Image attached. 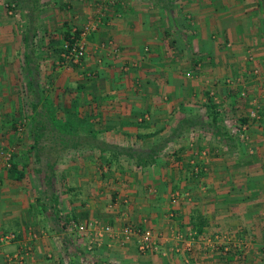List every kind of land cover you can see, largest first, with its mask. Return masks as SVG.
<instances>
[{"label":"crops","instance_id":"1","mask_svg":"<svg viewBox=\"0 0 264 264\" xmlns=\"http://www.w3.org/2000/svg\"><path fill=\"white\" fill-rule=\"evenodd\" d=\"M173 1L89 8L97 26L86 54L70 76L64 69L53 81L65 93L54 102L66 109L75 103L109 143L149 149L175 137L143 172L111 170L91 149L69 151L57 164V210L48 207L29 149L31 127L23 129L30 142L17 138L23 130L10 114L20 112L18 101L0 93V235H15L0 244V264H264V114L249 117L264 112V0ZM5 67L0 89L16 87ZM209 99L234 147L199 126L175 131L183 116L202 114ZM196 216L206 222L200 233L188 224ZM65 218L67 231L58 222ZM91 219L99 224L86 232L71 226ZM126 224L149 229L155 250L122 241Z\"/></svg>","mask_w":264,"mask_h":264},{"label":"trees","instance_id":"2","mask_svg":"<svg viewBox=\"0 0 264 264\" xmlns=\"http://www.w3.org/2000/svg\"><path fill=\"white\" fill-rule=\"evenodd\" d=\"M21 11L25 20V29L21 43L22 69L24 75L21 86V96L24 98L27 112L25 116L30 120L32 144L29 149L34 154L36 163V172L43 177V192L41 198L48 207L57 210L56 202L59 192H56L57 184V164L63 160L65 156L70 154L69 151L80 149H91L96 158L97 163L107 164L109 169H121L136 172H143L149 166L156 162L160 152L164 150L169 142L175 137H165L157 142L149 149H135L131 146H120L116 143H109L98 136L97 131H92L89 120L76 114L61 112L60 107L54 102L51 92L45 93L40 81L39 72L41 70L42 61L37 57V30L39 26L38 9H42V1L44 0H10ZM152 3H164L169 5L173 0H149ZM33 3H36L34 6ZM37 7V8H36ZM36 10L34 11V9ZM80 29L64 35L63 43L68 42L70 46L79 38ZM71 106L70 112L73 111ZM202 114L197 116H183L175 126V131H188L196 126L204 130H210L212 138L225 143L229 147H234V135L231 128L223 121H220L217 103L209 99L206 103ZM69 111V110H68ZM261 116L263 111L258 110ZM64 122V123H63ZM80 127H86L80 129ZM176 132V133H177ZM178 132V133H179ZM151 136V135H149ZM175 136V134L173 135ZM28 152V151H27ZM124 156L121 160L119 156ZM114 166V167H112ZM12 169L18 171L16 165H12ZM192 172L195 173L194 169ZM199 172V169L196 171ZM23 173L18 174L21 177ZM70 188L66 187L65 192H69ZM188 224L202 232L206 222L199 216L191 218ZM195 219H197L195 221ZM60 228L67 231L70 226V220L66 219L58 221Z\"/></svg>","mask_w":264,"mask_h":264},{"label":"rangeland","instance_id":"3","mask_svg":"<svg viewBox=\"0 0 264 264\" xmlns=\"http://www.w3.org/2000/svg\"><path fill=\"white\" fill-rule=\"evenodd\" d=\"M70 1L71 0H48L43 2L42 9H38V13L40 12L39 15L41 17L39 18V28L36 32V54L38 59L42 61V65L44 67L41 72V83L43 85L44 92H51L53 96H56L55 99L59 101L62 100L61 96L65 93L62 91V88H59V92L57 93L56 88L58 87L54 85L53 81H55L57 77L63 78L62 71L64 69H67L68 75L70 76L69 71L71 70L72 72L74 70L73 68L71 69V67H75L74 62H64L61 59L60 53L64 35L70 32V30L81 29L90 21L89 17L92 16L94 12L90 13L89 8L94 7L101 13L108 7L106 3H113L114 0H96V2L99 3L97 5L95 3H92L94 0H74L76 1V3H71ZM114 3H118V0H115ZM187 3H189V0ZM33 4L34 6L36 5V3ZM36 8L34 9V11L36 10ZM86 10L89 11L86 12V15L88 14V17H86V15H82L83 11ZM25 27L26 25L24 17L18 7L10 0H0V64H2V66H6L4 68V72L5 74H7V79H10L12 77L15 80V76L17 79L15 80L16 87H3L0 89V93L2 94L1 96L4 97L3 99L8 98L7 96L14 98L16 97L18 103L15 102L14 104L18 106V108H20V112H16V114L10 115H14V118H16V121H18L19 127H21L22 130L25 127L30 126V120L28 118H26V120L25 118L22 120V118L25 117L27 109L25 106L24 98H22L20 91L23 83L22 77L25 74L23 69L21 68L22 58L20 53ZM85 44H87V42ZM86 77L88 80V76L85 75V78ZM82 79L84 80V78ZM11 83L12 80H10V84ZM7 92H9L10 94H8ZM58 96L59 99L57 98ZM69 98L70 97L67 96V100ZM7 106H9V104ZM9 107L15 106L10 103ZM63 109L65 111H63ZM60 110L61 112H69L73 115L77 113L76 111H78L76 106L75 108L74 106L72 107L73 111L71 112L70 109L63 108L62 106L60 107ZM19 113L21 115H19ZM249 115V117L252 116L251 112H249ZM7 122L9 121L7 120ZM233 124L238 125L244 123L238 122ZM84 128L86 127H80V129ZM18 132L21 133L17 134V138L19 140L21 139L23 141L30 142V135L28 137L24 130ZM194 144L196 145L195 139ZM72 238L74 239V235L71 236V240H73ZM260 263L261 262H254V264Z\"/></svg>","mask_w":264,"mask_h":264},{"label":"built area","instance_id":"4","mask_svg":"<svg viewBox=\"0 0 264 264\" xmlns=\"http://www.w3.org/2000/svg\"><path fill=\"white\" fill-rule=\"evenodd\" d=\"M97 24L94 20L89 21L86 25H84L80 30V36L79 38L70 46V44L67 42H64L62 44L61 48V59L66 61H71L74 63L79 62L86 54V36L96 29ZM257 71L254 72L256 74ZM251 115L253 117H257V111L253 110ZM241 138H245L244 135H240ZM11 153L5 152L4 153V159L3 163L6 167L11 166ZM194 171H197V168L194 169ZM179 193L173 194L171 197V201H175L179 197ZM98 223L97 220L91 219L88 222L83 223H77V222H71V226L73 229H75L78 233L86 232L89 227H95ZM101 229H103L106 232H111V229L109 226H104ZM120 238L122 241H129L131 239L135 240V244L137 246V249L141 252H146L150 250H155L156 247V241L154 239V234L144 227L138 226V225H132V224H126L122 227L120 230ZM13 239H15L14 233H5L0 235V244L10 242Z\"/></svg>","mask_w":264,"mask_h":264}]
</instances>
